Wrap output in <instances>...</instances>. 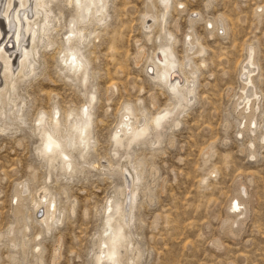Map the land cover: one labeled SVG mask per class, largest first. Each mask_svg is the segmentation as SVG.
<instances>
[{"label":"rangeland","instance_id":"374dc122","mask_svg":"<svg viewBox=\"0 0 264 264\" xmlns=\"http://www.w3.org/2000/svg\"><path fill=\"white\" fill-rule=\"evenodd\" d=\"M169 3L161 24L159 0H108L102 20L87 28L86 40L79 43L87 61L83 87L64 71L58 54L73 7L70 0H52L50 8L59 20L52 35L55 45L39 48L34 74L17 84L14 96L23 102V122L0 131V264H92L103 205L122 184L119 169L133 174L132 167L140 163L142 179L135 183L130 225L140 253L135 264H264V0ZM146 14L154 17L148 29L142 26ZM186 34L194 44L192 52L185 50ZM160 44L172 46L184 87V79L192 76L186 60L195 70L194 98L177 115L166 88L146 69L157 63ZM250 46L257 95L252 133L234 108ZM90 91L95 95L89 109L93 147L85 156L86 166H80L72 151L78 164L63 178L59 165L48 168L36 155L33 120L37 112L48 115L54 106L61 117L77 113ZM128 104L134 121L142 119L141 113L151 120L161 109L171 110L168 123L158 131L159 143L151 142L155 130L149 123L147 142L113 144L112 133ZM3 123L8 125L0 116ZM43 185L61 210L60 222L49 234L30 202ZM231 199L240 203L238 212L229 210ZM241 214L243 219L233 226ZM16 238L19 244L11 248Z\"/></svg>","mask_w":264,"mask_h":264},{"label":"bare ground","instance_id":"6f19581e","mask_svg":"<svg viewBox=\"0 0 264 264\" xmlns=\"http://www.w3.org/2000/svg\"><path fill=\"white\" fill-rule=\"evenodd\" d=\"M107 1L70 0L74 13L66 20L63 37H60V39L62 38L60 42L61 52L58 54H60L59 60L63 64L64 71L78 78L83 87L88 79L87 61L81 53L79 43L86 40V36L89 34H85V31H88L87 28L97 26L102 20L106 13ZM51 2L52 0H2L1 3L0 0V116L8 122V125L5 123L0 125L1 132L10 127L15 121L18 123L23 122V114H21L23 102L14 96L18 87L17 84L25 79L27 80L28 77L34 74L38 66L36 57L39 48L46 50L55 45L52 35L57 30L59 20L52 13ZM159 2L162 6V16H160V23L162 24L170 3L169 0H159ZM180 6L182 4H178V8ZM51 18H54V23H52ZM153 18V16L146 14V22H143L142 26L148 29L150 27L148 22H152ZM218 26H220V30L223 28L222 21L218 22ZM162 29L164 30V28ZM164 35L168 41L172 39L170 32L164 33ZM183 43L186 46V52L194 50L190 35L186 34L184 36ZM201 49L197 52H201ZM138 52H142V50L138 48ZM253 54L252 46H250L246 54V60L242 64V72L239 74L242 81L240 93L237 97L239 100L234 103V108H239V114L246 122V130L250 133L254 132L256 126L253 106L257 95L251 82V73L256 70ZM186 58H188L187 55ZM156 59L157 63L150 61L151 64L147 65L146 69L149 73L151 72L150 75L158 85L166 88L172 99L174 112L177 115V113L184 111L194 98L193 74L195 70L189 66L190 64L186 60V71L192 76L190 79H187L188 77L183 78L186 82V87H184L185 84L182 83V78H180L182 71L177 69L175 55L170 44H160ZM94 99V92L90 91L87 93L85 103L81 105L77 113L74 114L68 111L61 117L60 110L54 106L48 115L44 111L37 112L33 120L32 132L38 136L39 141L35 148L36 155L44 160L48 168L59 165L63 178L71 176L78 164L74 163L72 151L77 153L82 163L80 166H86L85 156L93 147L94 142L89 133L91 126L89 109ZM170 111L169 108H163L151 120L141 113L142 119L134 117L136 118L134 121L132 106L129 104L124 106L112 133L113 144L118 147L123 144L125 147H129L136 142L144 140L147 142L146 137L149 134L150 124L152 129L155 130L151 142L154 145L159 143L160 134L158 131L162 128V123H168ZM49 144L50 147L46 148V145ZM250 145L252 146V144ZM123 159L125 165H127L129 155L125 154ZM140 164H137V167H140ZM137 167H132L133 174L126 171V169L123 172L119 169L120 175H122V184L103 205L101 228L97 238L95 237V245L91 253L92 264H135L140 255L134 242V234L130 228L131 222L134 220L133 211L136 207L135 202L138 193V187L135 183L137 180L142 179V170ZM26 188V185L23 184L21 192L27 191ZM240 192L243 194V189L240 188ZM33 195L30 202L34 214H39L38 222L44 225V232L49 234L53 225L60 222L61 210L58 208L59 205L46 185L38 188ZM14 197V200H16V196ZM234 203L235 207H233ZM239 205L240 203L236 199H231L229 210L238 212L240 210ZM242 216L244 215L236 216L232 220V225L236 226V222L243 219ZM6 234H12V226L8 227ZM18 241L17 238L11 240L9 243L11 248L16 247L19 244Z\"/></svg>","mask_w":264,"mask_h":264},{"label":"snow or ice","instance_id":"6c2138e0","mask_svg":"<svg viewBox=\"0 0 264 264\" xmlns=\"http://www.w3.org/2000/svg\"><path fill=\"white\" fill-rule=\"evenodd\" d=\"M47 147H50V144H49V145H46V148H47ZM233 207H235V203L233 204Z\"/></svg>","mask_w":264,"mask_h":264}]
</instances>
